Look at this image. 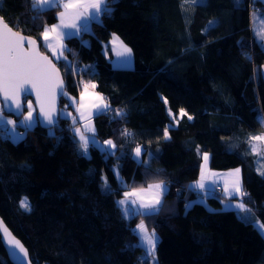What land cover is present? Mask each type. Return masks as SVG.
Instances as JSON below:
<instances>
[{
  "label": "trees",
  "instance_id": "obj_1",
  "mask_svg": "<svg viewBox=\"0 0 264 264\" xmlns=\"http://www.w3.org/2000/svg\"><path fill=\"white\" fill-rule=\"evenodd\" d=\"M253 1L108 0L110 14L67 38L64 58L55 59L66 80L60 108L73 109L68 96L95 84L113 109L93 118L95 139L116 147L90 142L83 154L60 108L55 138L39 122L19 141L0 129L6 135L0 136V216L32 264H151L135 234L141 221L159 237L155 264H167L168 247L194 264H264L262 233L219 191L194 186L204 152L213 170L238 167L242 201L264 224V157L249 142L264 131V45L251 19L264 3ZM58 11L34 8L32 0H0L5 20L49 55L41 34ZM113 34L130 47L132 66L113 65ZM75 60L88 62L87 70L75 68ZM24 112L10 116L19 122ZM160 181L168 188L157 214L124 212L118 202L126 190ZM25 197L30 211L20 207ZM0 264H14L1 240Z\"/></svg>",
  "mask_w": 264,
  "mask_h": 264
},
{
  "label": "snow or ice",
  "instance_id": "obj_2",
  "mask_svg": "<svg viewBox=\"0 0 264 264\" xmlns=\"http://www.w3.org/2000/svg\"><path fill=\"white\" fill-rule=\"evenodd\" d=\"M193 3L196 0H192ZM33 7H41L44 5L53 6L54 0H32ZM64 11L59 13L60 23L58 25L51 26L50 29L46 28L41 34L43 41L47 42L50 38L61 41L59 44V52L64 51L62 40L65 35L75 36L78 35L81 30L87 29L89 22L99 21L100 18L105 14H110L111 9L108 7V0H65L62 3ZM66 18L69 22H66ZM64 29H72L73 31L65 32ZM264 39V37H262ZM30 47H25V42ZM119 41V37L113 34V44ZM86 43V42H85ZM123 52L121 55H130L131 49L123 45L122 41H119ZM52 49L53 53L58 51L51 44L47 45ZM59 59V55L56 56ZM87 87V86H86ZM95 88V84L91 85ZM63 88V80L60 78L59 70L55 67L49 57L41 54L37 49V41L31 38L22 36L21 34L14 32L3 18H0V94L6 102H14L17 109H20L23 105L21 102V96L25 93L30 94L32 91L36 93V99L39 102V122L46 124L48 128V135L55 138L57 113L54 107L57 90ZM84 93L81 94V99H84ZM100 100L99 103H92L91 105L80 104L78 111L80 112V119H84L85 108H94L97 110V114H104L109 110V105L103 101L102 98L97 97ZM165 103L167 100L165 99ZM28 113L23 118L25 125V132L16 134L17 141L22 140L28 131H30L38 122V118L33 115L34 109L31 102L27 103ZM171 111V110H169ZM117 116L123 113L120 110H115ZM91 115V113H89ZM180 115L184 116L186 113L183 109L180 110ZM73 123L76 122L77 118L73 117ZM191 119V117H189ZM7 123L12 124L13 131L16 127L15 121H8ZM87 131L94 132L95 129L85 126ZM79 135V145L83 154H87L89 144L92 141V137L85 135L79 128L74 130ZM127 135V132L124 133ZM164 138H168L167 129L164 130ZM252 141L264 142V134L252 136ZM110 148H115L116 145L111 141H105ZM255 151V149H253ZM142 148L137 146L135 149L136 157H140ZM203 160L205 165L208 161V155L203 154ZM115 171V170H114ZM118 175V172H116ZM264 175V172L261 173ZM233 177L231 183V189L225 188V192L230 196L238 195L241 197V202L235 205V207L242 213L241 219L246 223H251L257 227L262 234H264V224L257 223L251 215V210L246 208L242 202L243 196L246 195L242 191L240 169L237 168L229 174ZM205 170H201V180L197 182L198 188H205ZM105 187H107L105 178ZM148 189L151 190L152 194L145 198L140 196L139 193L145 191L144 189H134L132 192H125L124 199L118 203L123 206V210L126 214L133 212L139 215H155L160 210L162 203V196L166 191V185L163 181L155 184H150ZM138 197V199H129L130 197ZM138 205L135 209H130L128 205ZM20 207L25 211H30L31 206L27 197L20 201ZM135 234L138 239V246L143 247L147 254H150L153 259L155 258V249L159 241V237L156 235L154 229L148 230L144 221H141L137 225ZM0 240L4 242L12 249L13 255L22 254L23 257L27 256V250L23 247L21 242L12 236L11 232L4 225L3 221L0 220Z\"/></svg>",
  "mask_w": 264,
  "mask_h": 264
},
{
  "label": "crops",
  "instance_id": "obj_3",
  "mask_svg": "<svg viewBox=\"0 0 264 264\" xmlns=\"http://www.w3.org/2000/svg\"><path fill=\"white\" fill-rule=\"evenodd\" d=\"M63 2H65V0H54V5L53 6H59V11L57 13L58 14V18L54 22H52V24L46 25L45 29L46 28L50 29L51 26L58 25L60 23L59 13L62 12V11H64V8L62 7V3ZM48 7H50V6L44 5V6H41L39 8H48ZM66 22H69L67 20V18H66ZM91 22H89L87 29H89ZM84 30H86V29H84ZM84 30H81L78 35H80V33L82 31H84ZM64 31L65 32H69V31H73V30L72 29H64ZM75 36H77V35H75ZM70 37H74V36H67V35H65L64 38H63V40H62V44L64 46L63 54H65V48L68 47V45H67V38H70ZM117 37H119V36L117 35ZM112 41H113V36L111 37V39L109 41L110 48H111V56H112V63H113V65L116 66V67H119V66H121V67L122 66L123 67H130V66H132L133 59H134L133 54H132V51H131V54L130 55H127V56L121 55L120 53L123 52V47H121V45L119 43V41H122L121 38L119 37V41L116 44H113ZM42 42H43V45L45 47H47V49L49 50L50 55L52 57H53L54 53H53L52 49L47 46L48 45V42H50V44L54 48H55V43L56 42H57V44H60L61 43V41H57L56 39H53V38H50L47 41V43L45 41H43V38H42ZM123 45L127 46L124 43H123ZM127 48L130 49V47H128V46H127ZM82 93L85 94L83 100L81 99V94ZM97 97L102 98L103 101L109 105L107 99H105V97L100 92H97L91 86H88V85H87V87L86 86H83L81 88L80 93L77 95V97L68 96L70 103H71V100L70 99H73L74 104H72L73 109H69L68 108V110L70 111V113L69 114H66L64 116L71 117V122H73V119L72 118L73 117H76L77 120H76L75 123H73L74 126H75L73 130L79 128L82 132L85 133V135H87L89 137H92L93 139H92L91 143H96L99 146L102 145L106 149H111L110 146L105 143V141H108V140L99 142L97 139H95L94 132L87 131V128L85 127L87 125L88 127H91V128H94L95 129V124H94L93 118L95 116L99 115V114H97V110L96 109H94V108H85V109H82L84 111L85 118L84 119H80L79 118L80 117V112L77 110L78 109V106L80 104L91 105L92 103H99L100 100L97 99ZM109 107H110V105H109ZM35 112H36V110H35ZM89 113H91V115H89ZM22 119L23 118H21L20 121H19V124L22 125L19 133H23L25 131V125H24L23 121H21ZM8 121H14V119H12V117L9 114L7 115V114H5L3 112L2 106L0 104V127L2 126V124L7 123ZM7 124L12 125L10 123H7ZM5 132H6V130H5ZM74 133H76V132L74 131ZM76 135L79 138V135L77 133H76ZM91 143L89 144V147H90ZM87 153H88V151H87ZM202 168H203V165H201V167H200V174H201ZM207 171H208V176H207V179L204 180L205 188H203V189L198 188L196 186L197 185V182H195L194 183V186H195L196 190H198L199 192H202V193H211V191H214V190L215 191H219L220 194H223L225 196L224 199H225L226 205L227 206H230V207H233V208L235 207L236 204H238L239 202H241V200L240 199H237V198L228 199V197H230V196L225 192V188L226 187L229 188V189H231V185H229L227 183L226 175H227V173H232V172H226L225 170L224 171H222V170L221 171H218V170H213V169L209 168V159L207 161ZM240 178H241V187H242V191H243V179H242V171L241 170H240ZM200 180H201V178L198 179V182ZM164 184L166 185V191H167V188H168L167 187V184L166 183H164ZM135 189H144L145 191L140 192L139 195L140 196H143L145 198L149 197L152 194L151 190L148 189V186H146V187H137ZM133 190L134 189H129V190H126L125 192H132ZM124 198L125 197H124V194H123V197H121L119 199V201L123 200ZM162 198H163V196H162ZM129 199L130 200L131 199H138V197L134 196V197H130ZM121 207H123V206H121ZM128 207L130 209H135V208L138 207V205H131V204H129ZM238 212H240L241 215L244 214L240 210H238ZM130 213H133V212H130ZM251 215H252V217L254 216V213L252 211H251ZM255 220L257 221V223L263 224V222H261L259 219H255ZM255 228L258 229L257 227H255ZM259 232L261 233L260 230H259ZM262 235L264 236V234H262ZM191 264H194V259L192 260V263Z\"/></svg>",
  "mask_w": 264,
  "mask_h": 264
},
{
  "label": "rangeland",
  "instance_id": "obj_4",
  "mask_svg": "<svg viewBox=\"0 0 264 264\" xmlns=\"http://www.w3.org/2000/svg\"><path fill=\"white\" fill-rule=\"evenodd\" d=\"M253 3H254V1H253ZM263 3H264V0H263ZM251 16H252L251 19H252V23H253V27H254L253 28V31L255 33V38H257L258 42H260V43H262L264 45V39H262V37H264V10H261L260 7H259V9H254L251 12ZM48 44H50V42H48ZM55 48H57L58 51L56 53H54L53 57L52 56L51 57L54 58V59H57L56 56L59 55V59L64 58L63 52L62 53L59 52V44H57V42L55 43ZM70 100H71V104H74L73 99H70ZM28 102H31V100H28L26 103H28ZM0 104L2 106L1 101H0ZM31 104H32L33 109H34L33 115L35 117H37V113L35 112L34 103L31 102ZM108 111H110V107H109V110ZM59 112L62 115H66V114H69L70 113V111L66 107H61L60 110H59ZM24 113H25L24 114V117H25L27 115V113H28V108L25 109V112ZM12 119H14V118L12 117ZM14 121L16 122V125L19 124V122H17L15 119H14ZM21 121H23V119ZM20 129H21V126L19 127L18 125L15 127L14 131H13V126L12 125H9L8 127L5 128V130L8 133L10 139L13 140V141H16L17 140L16 134H18L20 132ZM261 134H264V131L263 132L256 133L255 136L256 135H261ZM252 145L254 146L256 156L258 157V156L261 155L262 157H264V142L252 141ZM205 153L208 155V159H209L210 154L208 152H204L203 154H205ZM201 165H203V169L205 170V179H207V176H208L207 164L205 165V162L203 160L201 162ZM236 168L237 167L232 168V169L234 170ZM114 169H115V172H118L116 166L114 167ZM232 169H221V170L222 171L225 170L226 172H233ZM229 174L230 173H227L226 180H227V183L229 185H231L233 177L230 176ZM118 175H120V174L118 173ZM199 178H201V174H200ZM140 223L141 222H139L138 224H140ZM137 225L134 227L135 229H136ZM148 230L151 231L152 229H150L148 227ZM145 253H146V251H145ZM146 255L148 256V260L151 261V264H155L157 262V260H158L157 259L158 258L157 248L155 249V258L154 259H153V257L150 254H147L146 253ZM162 258L164 259V261L167 264H191L192 263V260H193L188 255H185L184 253L179 252L176 248H173V247H171V248L168 247L167 249H164V251L162 253Z\"/></svg>",
  "mask_w": 264,
  "mask_h": 264
},
{
  "label": "water",
  "instance_id": "obj_5",
  "mask_svg": "<svg viewBox=\"0 0 264 264\" xmlns=\"http://www.w3.org/2000/svg\"><path fill=\"white\" fill-rule=\"evenodd\" d=\"M0 18H3V21L7 23V25L14 31V32H17L19 34H21L22 36H25V37H28V38H31L33 40H36L37 41V49L38 51L43 54L44 56H47L49 57V59L52 61V63L55 65V67L59 70V74H60V78L63 80V88L66 86V80L63 78V74H62V71L61 69L57 66L56 62H55V59L51 57V55L47 54L46 52H44L43 50H41L40 48V42L33 36H29L27 34H24L23 32H19L18 30H16L14 27H12L6 20L5 18L0 14ZM25 47L28 48L30 47V45L27 43V41L25 42ZM260 70H261V77H262V80L264 81V65H262L260 67ZM62 89H58L57 90V95H56V98H55V104H54V107H55V110H56V113L58 114V110L60 108V101H59V93ZM24 98H29L31 99V102L34 103V106L36 108V113H37V117H38V122H39V102L37 101L36 99V93L35 91H32L30 94L28 93H25L21 96V102H22V107L20 109H17L14 105V102H6L3 98V95L0 94V101L2 103V107H3V110L6 112V114H9L11 116L13 115H21L23 113V111L25 110V107H26V103H24ZM40 124H42L43 126L46 127V124L44 123H41L39 122ZM0 220H2L1 216H0ZM3 221V220H2ZM4 225L7 226V228L9 229V231L11 232L12 236H14L17 240H19L21 242V244L23 245V247L27 250V256L26 257H23L22 254H19V255H13L12 254V249L4 242V240H1L2 244L4 245L5 247V250H6V254H8V257L9 259L11 260V262H13L14 264H32V261H31V258H30V254L28 252V249L27 247L25 246V244L22 243L21 239L19 237H17L15 235V233L12 232V230L10 229V227L8 226V224H6L4 221H3Z\"/></svg>",
  "mask_w": 264,
  "mask_h": 264
},
{
  "label": "built area",
  "instance_id": "obj_6",
  "mask_svg": "<svg viewBox=\"0 0 264 264\" xmlns=\"http://www.w3.org/2000/svg\"><path fill=\"white\" fill-rule=\"evenodd\" d=\"M254 1H256V0H254ZM76 59V58H75ZM73 66L75 67V68H77L78 70L80 69V70H87V68H88V66H89V63L88 62H86L85 64H76V60H75V64H73ZM110 111H113V109H112V107L110 106ZM109 111V112H110ZM7 126H9V124H7V123H4V124H2V128L3 127H7ZM74 124L73 123H70V125H69V130H73L74 129ZM0 136H2V137H6V135H4V131L3 132H0Z\"/></svg>",
  "mask_w": 264,
  "mask_h": 264
}]
</instances>
